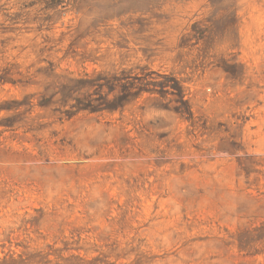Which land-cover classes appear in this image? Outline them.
I'll use <instances>...</instances> for the list:
<instances>
[{
    "label": "rangeland",
    "instance_id": "374dc122",
    "mask_svg": "<svg viewBox=\"0 0 264 264\" xmlns=\"http://www.w3.org/2000/svg\"><path fill=\"white\" fill-rule=\"evenodd\" d=\"M0 264H264V0H0Z\"/></svg>",
    "mask_w": 264,
    "mask_h": 264
}]
</instances>
